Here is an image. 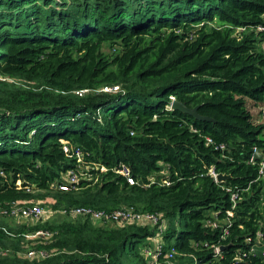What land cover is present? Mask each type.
Segmentation results:
<instances>
[{"label": "trees", "instance_id": "1", "mask_svg": "<svg viewBox=\"0 0 264 264\" xmlns=\"http://www.w3.org/2000/svg\"><path fill=\"white\" fill-rule=\"evenodd\" d=\"M261 23L264 0H0V206L58 210L0 215V264H151L158 224L59 212L75 205L160 213L156 264L171 247L174 264H264V176L250 160L264 151ZM64 144L97 166L68 190L57 179L78 168ZM37 229L49 235H24Z\"/></svg>", "mask_w": 264, "mask_h": 264}, {"label": "built area", "instance_id": "2", "mask_svg": "<svg viewBox=\"0 0 264 264\" xmlns=\"http://www.w3.org/2000/svg\"><path fill=\"white\" fill-rule=\"evenodd\" d=\"M239 29L244 30L243 27H239ZM256 29L258 31H264V24H259ZM260 48L264 49V37L260 39V41L258 42ZM8 78L6 76H2L0 75V79H5ZM118 85H113V86H105L103 87V90L105 91H114V90H118ZM84 90H79L77 92L81 93ZM173 99V97H172ZM258 111L260 116L258 117L259 120L258 121H263L264 122V103L262 105H260L258 107ZM208 140H210L208 138ZM220 147L223 148L224 145L220 144ZM63 149L66 152L71 151V153H73V155L75 156L76 160H77V168L78 169H69L68 171H66L65 173L61 174V176L57 179L56 182V186L59 189L62 190H68L72 187L75 186V184L77 182H79L81 179H83L85 177V175H87V170H89L90 168L93 167H97L95 165H93L90 162H85L83 160V152L81 150L80 147L78 146H74V147H69L67 144L63 145ZM257 148H254V152ZM261 151V150H260ZM253 152V153H254ZM262 152V157L259 158V168H258V177L260 176H264V151ZM250 160H254L253 158V154L250 157ZM118 171L126 176V179L129 183H133L134 179L131 175H129L128 173V169L125 166H122L121 168L118 169ZM208 172L211 174V176L213 177V179L215 181L217 180V175H218V171L213 167L210 166L208 169ZM167 182V181H166ZM237 197V193L235 191H232L231 193V199L233 201V205L235 203ZM58 211V210H57ZM55 210H53V212H57ZM51 211V209L48 207V205H43L41 204V202L39 201H31V202H27L26 200L22 201V202H18V201H14L13 203L9 204V207H4V206H0V215L4 216V217H11L16 221H31L32 223H36L39 221H44L46 219V217L49 216L50 213H53ZM60 213H67L69 215H73V216H85L88 217L89 219H91L92 221L95 222H100L103 220H108V221H113L114 223L118 224V225H122L124 223H138L141 225H155L158 224V229L155 231V234L151 237H149V240L151 242H153V245L150 246V244H148L145 248H144V253H146L147 255L150 256V262L151 264H156L157 263V259H158V255L160 254L161 248H162V243H161V233L163 232V230L166 228L167 226V220L162 217V215L160 213H156V212H150V211H142V210H138L136 208H134L133 206H121L115 209H111V210H106V209H99V208H95L92 206H86V205H75V206H71V207H62L59 209ZM211 216L213 219H206L205 222L213 227H217L220 226V219H217L216 217H214V212H211ZM5 229V228H4ZM6 230V229H5ZM227 227H224V233H227ZM7 233H10L9 231H7ZM26 237L28 238H32L35 239L37 236H45V235H49L48 231H45L43 229H37L33 232H28L24 234ZM262 233L260 231L257 232V236L255 238V240L253 241V239L250 236H247L246 239L248 241H253V245L251 247V251H255V247L258 243H260V237H261ZM222 244L217 243L215 244L213 250L215 251V253H219ZM0 252L5 253L6 250H0ZM173 253H174V247H171L166 255L165 258L168 262V264H174V262L172 261V257H173ZM28 256L33 257V256H44L45 251L44 250H34L33 248H29L27 253ZM262 255H264V251H262Z\"/></svg>", "mask_w": 264, "mask_h": 264}, {"label": "water", "instance_id": "3", "mask_svg": "<svg viewBox=\"0 0 264 264\" xmlns=\"http://www.w3.org/2000/svg\"><path fill=\"white\" fill-rule=\"evenodd\" d=\"M171 108H177V109H180L181 111H184V112H187V113H190L196 117H200V118H206V116H201L198 112H197V107L194 106V107H189L187 105H185L184 102L180 101V100H177V99H174L171 101ZM262 157V152L260 151L259 148H257L255 150V152L253 153V158L254 159H259ZM230 177L229 174H226V173H218L217 175V180L218 181H223L225 180L226 178ZM225 245H222L221 247L223 248Z\"/></svg>", "mask_w": 264, "mask_h": 264}, {"label": "rangeland", "instance_id": "4", "mask_svg": "<svg viewBox=\"0 0 264 264\" xmlns=\"http://www.w3.org/2000/svg\"><path fill=\"white\" fill-rule=\"evenodd\" d=\"M50 216L52 215L51 213L49 214ZM8 222H14L12 219L8 218L7 219Z\"/></svg>", "mask_w": 264, "mask_h": 264}]
</instances>
